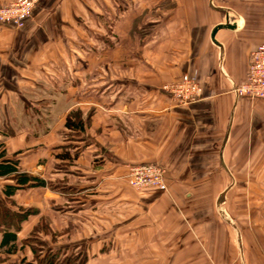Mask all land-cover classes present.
<instances>
[{
  "label": "crops",
  "instance_id": "1",
  "mask_svg": "<svg viewBox=\"0 0 264 264\" xmlns=\"http://www.w3.org/2000/svg\"><path fill=\"white\" fill-rule=\"evenodd\" d=\"M13 1L0 0V7ZM176 2L182 26L184 20L188 31L209 26L208 38L196 41L191 32V41H152L160 51L170 47L171 54L160 52L144 60L142 72L105 73L101 64L89 69L87 47L92 41L64 38L70 0H40L20 28L0 23V94L7 95L0 102L29 90L45 94L35 104L48 105L53 112L48 119H57L55 125L63 118L60 111L73 104L82 117L90 115L88 126L81 119L76 160L67 147L54 150L55 132L42 140L34 133L36 139L30 140L33 150L21 168H42L41 179L46 176L56 190L32 188L25 192L32 194L30 199L19 191L12 206L0 192V202L16 210L18 197L27 205L46 201L49 221L56 225L60 204L65 216H72L66 205L68 198L75 199L66 191L78 188L81 219L104 221L127 206L129 243L134 253L145 255L144 264H264L259 262L261 247L248 246V231L240 224L247 219L241 210L247 201L231 197V191L248 185L260 188L247 176L264 164V102L238 97L235 89L245 82L251 53L263 42L264 0ZM183 30L179 26L177 35ZM95 44L99 53L101 46ZM113 55L121 57L119 51ZM184 74L196 77L202 87L199 100L186 106L163 90ZM88 77L95 82L88 83ZM28 137L8 141V152L24 148ZM139 164L160 165L168 193L144 189L134 197L121 179ZM0 181L1 190L12 184ZM58 188L66 193L57 194ZM233 206L240 208L233 213ZM105 207L110 215L100 214ZM97 208L98 213L93 211Z\"/></svg>",
  "mask_w": 264,
  "mask_h": 264
},
{
  "label": "rangeland",
  "instance_id": "2",
  "mask_svg": "<svg viewBox=\"0 0 264 264\" xmlns=\"http://www.w3.org/2000/svg\"><path fill=\"white\" fill-rule=\"evenodd\" d=\"M32 2V11L29 19H31L34 11L39 6L40 0H32ZM70 2V9L68 5H65L66 13L64 17L67 19L66 23H68V27L64 29V38L70 41H92V44L89 42L87 48L89 50V56L92 55L91 60H89L91 64L89 69L93 71L96 69V64H101L104 65L105 73H110L112 71L111 69L119 72H128L129 70L142 72L144 60L149 61L150 58L156 57V54L160 52L165 54L169 52L168 54H171L170 47L160 51L159 46H153L154 42L151 43L152 41H175V37H180L179 40L181 41H186V39L187 41H191L189 39L191 32L192 34L194 33L193 39L202 41L204 37L208 38L209 34V26L205 27L204 30L195 29V32L193 30L188 31L189 29L186 28L185 20L184 26H182L181 15L176 14V0H70ZM0 23L5 24L1 21ZM179 26L184 28L182 36L177 35ZM58 34L57 37L59 38ZM262 41H264V38ZM96 42L101 46L99 53L98 51L96 52ZM162 47L166 48L164 46ZM73 48L78 47L74 45ZM116 51H119L120 58L114 57L113 54ZM96 54L98 55L96 56ZM195 79L197 78L195 77ZM72 80L78 81L75 78ZM89 80L90 78L88 77V83H93L96 79L92 77L91 82ZM178 82L165 84L163 90L167 92V86L175 85ZM244 83L240 86H243ZM34 92L29 90L23 92V94H19L18 92L16 95H11L7 101L0 102V153L4 151L6 157L9 159L15 158L16 156V159H19L21 164V161L33 150L30 140L35 138L34 133L42 140L44 137L55 132L53 133L56 139L54 150L60 151L63 147H67L75 153V157L72 159L76 160V155H79L80 150V146H78L80 139L79 132L66 129V124L68 120L76 118L79 120L82 119L86 126H88L90 124V115L82 117L79 109L73 104L72 108L67 112L60 111V116L63 114V118L60 124L55 125L57 119H48L50 115L51 117L53 115L51 109H49L47 104H40L45 94L36 95ZM201 94L202 90L200 96ZM236 95L242 97L237 92ZM5 96L7 95L0 94V101L6 100ZM38 98L41 99L38 101L39 104L36 105L35 102H37L36 99ZM20 99L21 101L23 100V105ZM91 114H93L92 111ZM64 118H66L65 125L61 123ZM3 119H6V125L2 123ZM12 125L15 128L14 132L11 128ZM28 135V141H25L26 145L24 144V148L17 149L15 152H8V141L13 140L15 137H26ZM44 144L42 143L40 146H46ZM46 160V156L41 158V161ZM57 164L60 166L65 165L63 163ZM41 169L27 171L21 168L23 172L34 177H38L39 175L40 177L38 178L40 179L44 176ZM255 170L256 172L250 173L247 176V181L251 183L259 182L257 185L260 188L249 189L251 185H248L247 189L231 191V197H242L247 201V205L242 206L241 209L242 213L247 214V219L245 220L246 222L241 221L240 224L243 229L248 231V246L250 248H254V246L261 247L262 251L259 253V262L262 263L264 261V164L262 167L258 166L255 168ZM128 173L121 180L127 183L134 197L142 194L144 189H148L149 191L156 190L154 188L137 189L131 187L128 180ZM45 179L44 181L47 183L46 187L50 191L56 190L52 188L54 185L47 181L46 176ZM8 181L10 182L11 180H7L6 182ZM165 182L166 190L164 192L168 193V184L167 181ZM2 186L3 183L0 181V187ZM28 190L30 191L31 188L21 191L24 192V196L27 199H30L32 198V194L27 196L28 193H25L29 192ZM57 190V194L67 192L75 200L68 198L66 205V208L70 209L68 211H72V216L66 217L64 212H62L64 210V204L59 205L61 209L59 208L60 210H58L60 215L56 217V225L55 221H49L50 206H48L46 201L40 199L41 202L27 205L21 204L19 197L17 198L19 201L15 199L17 208L13 211L18 214L25 213V220L19 224V230L17 231L19 233V251L15 255L8 257L0 255V264H23L27 260L28 262H35L36 255L34 251L37 252L36 249L41 248V245L38 244L40 241L44 242L41 251L43 254L48 249H51L54 253H58L60 259L69 261V264H144L145 255L138 251L134 253L133 247L129 243V223L126 205L121 207L122 211L117 214L118 216L120 215L118 218L116 217L117 215H112V217H107L104 221L99 222L92 220L90 216L81 219L80 204L76 200L80 190L78 188H75L73 191L70 190L69 192H65L60 188ZM158 191L160 192V190ZM0 192L2 193L3 190L0 189ZM7 204L10 205L9 203ZM100 207L99 209H101ZM234 207L236 206H233V213L240 208L238 206L237 208ZM99 209H93V211L96 212L97 210L98 213ZM99 212L100 214L104 212L105 215H110V211L106 207L105 211L102 209ZM240 217H242L241 214ZM95 227H97L98 231L95 230ZM41 228H44V230H39ZM32 246L33 248L35 247L34 251H32ZM149 258L147 256L146 260L149 261Z\"/></svg>",
  "mask_w": 264,
  "mask_h": 264
},
{
  "label": "built area",
  "instance_id": "3",
  "mask_svg": "<svg viewBox=\"0 0 264 264\" xmlns=\"http://www.w3.org/2000/svg\"><path fill=\"white\" fill-rule=\"evenodd\" d=\"M32 5V0H17L3 6L0 8V21L21 27L30 18ZM201 90L198 80L191 75H184L177 84L166 87L173 101L181 105L197 102ZM235 92L242 97L264 101V41L252 52L246 82ZM128 180L133 188L166 190L165 171L160 165H134L129 170Z\"/></svg>",
  "mask_w": 264,
  "mask_h": 264
},
{
  "label": "trees",
  "instance_id": "4",
  "mask_svg": "<svg viewBox=\"0 0 264 264\" xmlns=\"http://www.w3.org/2000/svg\"><path fill=\"white\" fill-rule=\"evenodd\" d=\"M66 127L69 130L80 132V130L83 129V122L76 118L73 120H68ZM62 158L65 157L63 156ZM0 178L12 181V184L5 185L3 189L6 201L11 206L14 205V201H12V198L16 195L17 192L28 188H45L47 186V183L44 180L23 172L21 170L20 160L16 159V156L12 159L7 158L4 151L0 153ZM52 188H54V186ZM24 216L25 213L18 214L11 208L0 202V234L2 235L0 241L1 256L8 257L11 255H15L19 251L17 231L19 230V224H21V222L25 220ZM39 230H44V228H41ZM27 242L29 243V241ZM40 242H38V244L41 245V248L36 249L37 252L34 251L35 247L33 248L32 246V251H34L36 255L35 262H28L27 260L23 264L70 263L67 260L60 259L58 253H54L51 249H48L43 254L41 251L44 242Z\"/></svg>",
  "mask_w": 264,
  "mask_h": 264
}]
</instances>
